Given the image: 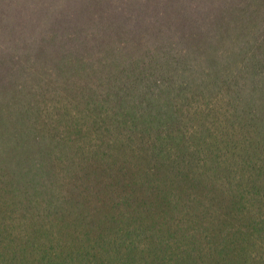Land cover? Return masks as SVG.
I'll return each instance as SVG.
<instances>
[{"label": "trees", "instance_id": "1", "mask_svg": "<svg viewBox=\"0 0 264 264\" xmlns=\"http://www.w3.org/2000/svg\"><path fill=\"white\" fill-rule=\"evenodd\" d=\"M0 264H264V0H0Z\"/></svg>", "mask_w": 264, "mask_h": 264}]
</instances>
